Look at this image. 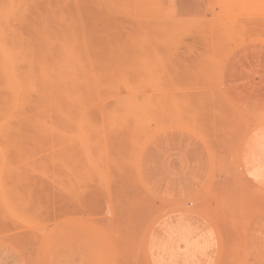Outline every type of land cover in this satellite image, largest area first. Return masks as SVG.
<instances>
[{
  "label": "rangeland",
  "instance_id": "374dc122",
  "mask_svg": "<svg viewBox=\"0 0 264 264\" xmlns=\"http://www.w3.org/2000/svg\"><path fill=\"white\" fill-rule=\"evenodd\" d=\"M0 43V264H200L195 212L216 264L263 263L264 185L243 167L264 79L230 98L224 78L264 69L243 50L264 45V0H0ZM195 142L212 173L186 195Z\"/></svg>",
  "mask_w": 264,
  "mask_h": 264
},
{
  "label": "crops",
  "instance_id": "0c3cea01",
  "mask_svg": "<svg viewBox=\"0 0 264 264\" xmlns=\"http://www.w3.org/2000/svg\"><path fill=\"white\" fill-rule=\"evenodd\" d=\"M163 2L165 3V5L168 8L175 9V10L183 13V12L189 11V10L195 11V10L201 9L203 7V5H205L207 0H163ZM243 50L249 54H253V53L261 54L264 57V45H261V44L251 45V46L245 47V49H243ZM243 50H241V51H243ZM241 51H237L235 54L238 55V54H240ZM234 57L235 56H233L230 61H232V59H234ZM230 61L228 64H230ZM236 75L237 74H234V76L232 77L231 75H228L227 73H225L224 88H225L227 95L230 98L232 97V92L236 88H238V86L248 85V84L258 85L260 83V81H262L264 79V77H262L264 75V69H262L260 67L256 68L251 73H249V76H247V77H245V75H241V74H239L237 76ZM237 77H245V78H237ZM237 105L245 108L244 105H242V104H237ZM262 111H264V110H262ZM262 134H264V132ZM254 136L255 137H253V139L257 138V137L258 138L255 140H251L250 144L248 145L249 156H247V160H248V164L250 166L247 167V170L243 167V172L245 174L247 173V175H248V171L251 173L253 170L255 177L252 175H249V176H247L249 178V180H251L255 184L264 185V140L260 139L261 137H264V136L263 135H254ZM171 138H173V137L171 136ZM186 154L189 157H191V158L195 157V159H198L200 161V167L198 170V176H199L198 181L197 182L195 181V183H193V184L189 183L192 186H189L187 188L186 195H188V193L191 189H195V192H197L200 189V187L204 186L208 182V180L211 177V173H212V163H211V159H210L208 153L205 151V149L196 142H195V151H193V153H192L193 155L189 154L188 151H186ZM152 162H155L157 165H158V163H161V157L156 156L155 148L153 145L150 148L148 155L144 161L145 173H146L148 180L150 181V184L158 186L160 188L159 183H161V181L163 180L164 171L160 170V169L153 168L151 165ZM172 165H173V167H176L177 162L173 161ZM181 179H183V177H177L174 180H181ZM156 181H158V183ZM186 195H185V197H186ZM180 199L182 200V199H184V197L180 198ZM172 214L173 213H169V214H167V216H171ZM192 214H193L192 216H194V218H195V224L196 223H200L202 225L204 224V226H201V228L203 230L211 231L212 239H213L212 245L206 251V257L207 258L202 260L200 262V264H216V260H217L218 253H219V240L217 237V233H216L214 227L212 226V224L207 219H205L203 216H201L197 212L192 213ZM255 217L256 216H254L252 218V220ZM198 228L195 227V229H198ZM203 230L201 232H203ZM256 250H257L258 256L261 259V262H263L262 264H264V246L259 247V248L257 247Z\"/></svg>",
  "mask_w": 264,
  "mask_h": 264
},
{
  "label": "bare ground",
  "instance_id": "6f19581e",
  "mask_svg": "<svg viewBox=\"0 0 264 264\" xmlns=\"http://www.w3.org/2000/svg\"><path fill=\"white\" fill-rule=\"evenodd\" d=\"M125 1H126V0H125ZM127 1H128V0H127ZM132 3H133V2H131V4H132ZM136 4H137V3H136ZM133 5H134V4H133ZM143 6H145V5H143ZM143 6H142V7H143ZM128 7H129V6H128ZM142 7H141V8H142ZM133 8H134V7H133ZM137 8H138V7H137ZM144 9H145V8H144ZM135 10H136V9H135ZM138 10H139V8H138ZM129 11H130V10H129ZM129 11H128V12H129ZM126 15H128V13H127ZM136 15H137V14H136ZM141 20H142V19H141ZM141 20H140V21H141ZM157 20H158V19H157ZM157 20H156V21H157ZM141 22H143V21H141ZM158 22H159V21H158ZM148 24H149V23H148ZM139 26H140V25H139ZM150 26H151V25H150ZM187 27H188V26H187ZM146 28H149V27H146ZM168 28H169V27H168ZM168 28H167V29H168ZM150 29H151V28H150ZM170 30H171V29H170ZM166 32H167V31H166ZM157 34H158V33H157ZM167 34H168V33H167ZM166 38H167V37H166ZM169 38H172V37H169ZM0 44H1V46H2V43H0ZM5 59H7V57H5ZM7 63H8V65L11 64V63H12L11 65H13L12 60L9 61V59H7ZM9 66H10V65H9ZM4 70H5V69H4ZM18 80H19V79H18ZM263 83H264V82H263ZM261 85H262V84H261ZM156 141H158V140H156ZM172 143H173V142H172ZM256 143H257V142H256ZM253 147H254V146H253ZM257 176H258V175H257ZM181 224H182V223H181ZM198 225H199V224H198ZM196 226H197V225H196ZM167 227H168V226H167ZM192 227H193V226H192ZM167 229H168V228H167ZM198 231H199V230H198ZM44 232H45V231H44ZM158 232H159V231H158ZM191 232H192V231H191ZM189 235H190V234H189ZM197 235H198V234H197ZM195 236H196V235H195ZM155 237H156V236H155ZM185 239H186V238H185ZM201 239H202V238H201ZM152 242H153V241H152ZM197 242H198V241H197ZM183 244H185V243H183ZM191 244H192V243H191ZM206 244H207V243H206ZM202 245H203V244H202ZM197 247H198V246H197ZM151 248H152V247H151ZM154 250H155V249H154ZM163 250H164V249H163ZM164 253H165V252H164ZM185 253H186V252H185ZM154 255H155V254H154ZM170 256H171V255H170ZM247 256H248V255H247ZM160 257H161V256H160ZM165 257H166V256H165ZM200 258H201V257H200ZM171 259H172V258H171ZM192 260H193V259H192ZM167 261H168V260H167ZM175 261H176V260H175ZM194 263H195V262H194ZM160 264H161V263H160Z\"/></svg>",
  "mask_w": 264,
  "mask_h": 264
}]
</instances>
